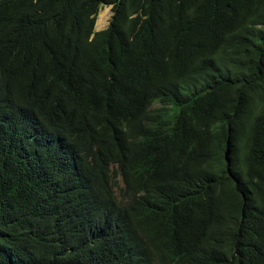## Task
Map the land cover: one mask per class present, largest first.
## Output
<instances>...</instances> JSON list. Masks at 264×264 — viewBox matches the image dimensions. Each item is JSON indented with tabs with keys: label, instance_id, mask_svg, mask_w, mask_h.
<instances>
[{
	"label": "trees",
	"instance_id": "obj_1",
	"mask_svg": "<svg viewBox=\"0 0 264 264\" xmlns=\"http://www.w3.org/2000/svg\"><path fill=\"white\" fill-rule=\"evenodd\" d=\"M0 264H264V0H0Z\"/></svg>",
	"mask_w": 264,
	"mask_h": 264
},
{
	"label": "rangeland",
	"instance_id": "obj_2",
	"mask_svg": "<svg viewBox=\"0 0 264 264\" xmlns=\"http://www.w3.org/2000/svg\"><path fill=\"white\" fill-rule=\"evenodd\" d=\"M111 15H112V12H111L110 6H103L97 15L94 29L97 31V30L106 28L111 18ZM99 21H102V23H100Z\"/></svg>",
	"mask_w": 264,
	"mask_h": 264
},
{
	"label": "bare ground",
	"instance_id": "obj_3",
	"mask_svg": "<svg viewBox=\"0 0 264 264\" xmlns=\"http://www.w3.org/2000/svg\"><path fill=\"white\" fill-rule=\"evenodd\" d=\"M102 23V22H101ZM100 25V24H99Z\"/></svg>",
	"mask_w": 264,
	"mask_h": 264
}]
</instances>
